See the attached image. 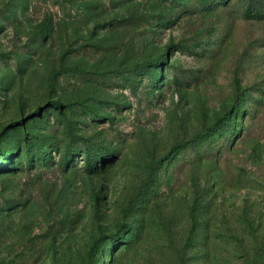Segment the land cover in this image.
<instances>
[{
  "label": "rangeland",
  "instance_id": "374dc122",
  "mask_svg": "<svg viewBox=\"0 0 264 264\" xmlns=\"http://www.w3.org/2000/svg\"><path fill=\"white\" fill-rule=\"evenodd\" d=\"M0 264H264V0H0Z\"/></svg>",
  "mask_w": 264,
  "mask_h": 264
},
{
  "label": "trees",
  "instance_id": "16d2710c",
  "mask_svg": "<svg viewBox=\"0 0 264 264\" xmlns=\"http://www.w3.org/2000/svg\"><path fill=\"white\" fill-rule=\"evenodd\" d=\"M248 11H251V9L248 8ZM59 101H54V103L58 104Z\"/></svg>",
  "mask_w": 264,
  "mask_h": 264
}]
</instances>
